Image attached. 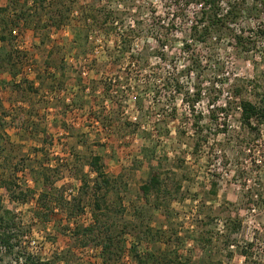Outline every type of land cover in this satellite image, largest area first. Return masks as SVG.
Masks as SVG:
<instances>
[{
  "label": "rangeland",
  "instance_id": "374dc122",
  "mask_svg": "<svg viewBox=\"0 0 264 264\" xmlns=\"http://www.w3.org/2000/svg\"><path fill=\"white\" fill-rule=\"evenodd\" d=\"M172 1L0 0V50L15 57L0 61V204L21 228L0 264H139L135 254L146 264H264V124L244 126L232 96L242 86V98L264 103V4L225 0L244 9L236 26L252 37L249 50L208 43L200 53L217 65L187 76L185 33L165 50L155 38ZM193 85L202 88L195 110ZM96 153L118 179L98 223L95 197L81 195ZM155 170L180 187L161 208L141 191ZM43 171L66 197L49 219L37 215ZM7 182L34 193L23 203ZM253 193L261 196L251 209ZM89 225L98 226L86 240ZM111 234L126 246L120 259L98 244Z\"/></svg>",
  "mask_w": 264,
  "mask_h": 264
},
{
  "label": "trees",
  "instance_id": "16d2710c",
  "mask_svg": "<svg viewBox=\"0 0 264 264\" xmlns=\"http://www.w3.org/2000/svg\"><path fill=\"white\" fill-rule=\"evenodd\" d=\"M40 0H35L39 2ZM255 5L263 6L264 0H254ZM43 2V1H42ZM223 2L225 0H174L172 1L173 13L167 14L166 17H161L156 19L155 22V38L157 39L159 46L165 50L169 43V36L172 37L176 32L180 30L185 33V36L181 38L180 41L183 42L182 49L188 53V58L191 56V64L186 70L187 76H191L193 72H199L202 68L201 64L207 65L208 62L211 64L217 65L215 61H209V56L206 54L203 55L200 53L203 51L204 47L208 46V43H218L219 41H230L234 42L235 46H245L247 49L246 41H251V36L247 35V30L244 26L238 27L236 24L239 19L242 18V12L244 9L238 2H232L229 4L228 8L223 7ZM238 4V5H237ZM195 8L194 10H192ZM184 25L187 26V29H184ZM262 27H259L260 34L264 35ZM3 41L6 40V37H1ZM195 47L194 52L189 51L191 47ZM208 48V47H207ZM249 50V49H248ZM197 51L200 53H197ZM161 55V54H159ZM166 55V54H165ZM163 56V55H162ZM165 58L166 57H162ZM15 60L13 53H6L5 55L0 50V61L2 66L6 64H13ZM208 61V62H205ZM178 70V68L175 66ZM180 71V70H179ZM180 73V72H179ZM177 84L180 85V79L177 80ZM114 82L111 80L109 84L106 85V88L111 92L115 88ZM233 91V98L239 99L238 105L240 109V119L241 123L244 126H248L250 129L259 130L260 126L264 124V103L259 104L255 103L249 99L242 98V86H237ZM195 90L194 99L190 103L192 110H195L196 103L200 100L199 97L202 95V88L200 85L198 87L193 85ZM189 98V97H188ZM218 99V97H217ZM188 100V99H187ZM196 102V103H195ZM214 102L212 105V111L215 108L214 104H218V101ZM219 111H227V107H218ZM87 161L95 177L93 179H88L84 177L83 185L81 186V195L90 194L95 197V203L97 206V213L94 211L95 222H99V215L104 214V206H108L107 194L111 191L117 189V178H112L106 171V165L104 163L103 156L100 154H92L87 157ZM160 171H153L149 181L141 187L142 195L146 200H151L150 196L155 194L158 201L156 202L157 207L161 208L168 202L170 204L173 200L177 198L179 188L173 189L165 182V179L162 177ZM44 176V189L37 197L38 210L37 215L46 219H49V216L55 212V206L62 209L66 204V197L64 193L55 187V181H53L52 176L49 171H43ZM122 179V177H120ZM5 186L11 195L14 193L12 187L9 183H6ZM91 188L92 191L89 189ZM64 191V190H63ZM33 191L30 190H20L19 193H14L13 197L21 200L23 203L29 201V198L33 195ZM259 194V195H258ZM255 195L261 196L260 193L252 194L249 199L250 207L255 208L256 200ZM55 205V206H54ZM3 213L0 215V249L5 248V250H14L17 246L21 244V237H19L20 226L16 220V215L9 209H4L2 204H0V211ZM64 210V209H63ZM122 208L119 209V213H123ZM96 224V223H95ZM98 226V225H96ZM96 226L89 225L85 228L82 227V232L88 240L89 233L96 229ZM242 227L241 221H235L233 230H239ZM109 230V229H108ZM159 232H156L158 235ZM119 237L109 235L106 239L101 240V243L98 241V244L102 247V255L107 259H120L125 255V244H123ZM86 243V241L84 242ZM139 260V264H146L148 257L146 259L141 258L135 254ZM154 256V255H153ZM151 258V257H150ZM43 264H47L44 262ZM177 264H188L181 263L178 261Z\"/></svg>",
  "mask_w": 264,
  "mask_h": 264
}]
</instances>
